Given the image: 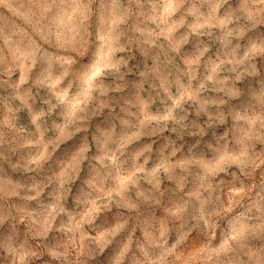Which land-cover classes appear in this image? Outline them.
<instances>
[{
    "label": "rangeland",
    "instance_id": "rangeland-1",
    "mask_svg": "<svg viewBox=\"0 0 264 264\" xmlns=\"http://www.w3.org/2000/svg\"><path fill=\"white\" fill-rule=\"evenodd\" d=\"M0 264H264V0H0Z\"/></svg>",
    "mask_w": 264,
    "mask_h": 264
}]
</instances>
